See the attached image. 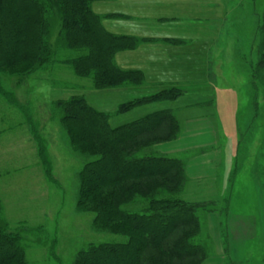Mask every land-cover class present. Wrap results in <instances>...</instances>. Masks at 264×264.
<instances>
[{"label": "rangeland", "instance_id": "rangeland-1", "mask_svg": "<svg viewBox=\"0 0 264 264\" xmlns=\"http://www.w3.org/2000/svg\"><path fill=\"white\" fill-rule=\"evenodd\" d=\"M105 4H95L94 11H105ZM242 5L247 29L231 30L223 40L216 30L212 35L208 30L197 35L177 30L191 43L208 44L210 49L201 52L208 56L200 61L207 66L201 68L203 75L197 69L193 78L177 83L183 95L173 102L118 114L122 104L150 96L160 87L95 90L91 80L76 77L62 64L77 52L65 50L57 40L59 24L54 26L52 44L59 48L56 59L61 64L25 78L3 77L4 89L14 94L22 108L0 95V221L8 231L21 232L29 264H74L91 245L128 242L124 236L97 231L94 216L77 208L79 175L93 158L73 149L61 124L62 113L55 107L57 101L72 96H83L108 114L112 127L170 110L181 123V139L146 150L140 157L166 155L189 166L193 161L199 165L212 152L224 154L213 179L191 180L180 196L207 205L198 214L202 230L195 243L207 249L204 264H264V70L259 67L263 33L258 28L262 16H255L252 9L264 12V0H247ZM23 108L45 142L54 181L45 174ZM213 137L218 145L213 149L188 148L192 142ZM146 207L138 200L125 209L144 214Z\"/></svg>", "mask_w": 264, "mask_h": 264}, {"label": "trees", "instance_id": "trees-1", "mask_svg": "<svg viewBox=\"0 0 264 264\" xmlns=\"http://www.w3.org/2000/svg\"><path fill=\"white\" fill-rule=\"evenodd\" d=\"M106 1L115 0H0V95L10 105L22 108L14 94L4 89L3 77L25 78L61 64L56 59L59 48L52 44L56 24L57 40L65 50L77 52V56L62 63L76 77L91 80L98 91L143 86L144 73L120 68L115 58L156 40L108 32L103 20L123 16L97 15L93 5ZM262 29L259 67L264 70V16ZM165 42L182 44L177 40ZM182 95L176 87L166 88L122 104L117 113L173 102ZM55 107L62 113L61 124L73 149L93 158L79 175L78 210L94 216L97 231L128 239L125 244L91 245L78 254L74 264H204L207 249L195 240L202 230L199 211L207 205L180 198L188 184L187 165L166 155L139 156L178 140L182 133L178 118L164 110L112 127L110 116L91 106L83 96L57 101ZM22 112L38 144L45 174L54 181L52 162L37 124L26 108ZM138 200L147 205L144 214L126 211L125 207ZM2 211L0 198V216ZM0 264H29L21 232L8 231L3 221Z\"/></svg>", "mask_w": 264, "mask_h": 264}, {"label": "crops", "instance_id": "crops-1", "mask_svg": "<svg viewBox=\"0 0 264 264\" xmlns=\"http://www.w3.org/2000/svg\"><path fill=\"white\" fill-rule=\"evenodd\" d=\"M243 1L247 0H115L98 2L106 3L107 9L99 13L94 9L93 11L103 18L108 15L123 16L103 20L105 29L114 35L156 40L152 43H143L133 51L119 53L115 60L124 70H138L144 73L145 82L141 87L152 85L160 87L161 91L175 87L179 82H185L186 77L193 78L197 69L207 67L200 61L208 59V56L202 55L201 52L203 49H210V45L198 46L191 43L184 35L178 34L177 30H185L195 35L199 30H208L207 33L212 35L216 30L221 40L230 34L231 30H246L248 19L243 13ZM252 9L255 16H262V25L258 28L263 30L264 12L255 7ZM165 40H177L182 44L174 45ZM189 146L188 148L192 149L195 147L213 149L218 145L213 137L203 142H192ZM223 156L219 152L218 154L212 152L205 156L199 165H194V161L190 163L187 166V186L191 180L201 177L213 179L211 176L215 177L221 159L222 164L224 163Z\"/></svg>", "mask_w": 264, "mask_h": 264}]
</instances>
